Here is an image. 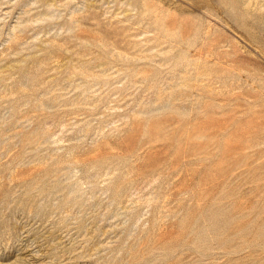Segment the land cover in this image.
I'll return each mask as SVG.
<instances>
[{
	"label": "rangeland",
	"instance_id": "obj_1",
	"mask_svg": "<svg viewBox=\"0 0 264 264\" xmlns=\"http://www.w3.org/2000/svg\"><path fill=\"white\" fill-rule=\"evenodd\" d=\"M0 264H264V0H0Z\"/></svg>",
	"mask_w": 264,
	"mask_h": 264
}]
</instances>
